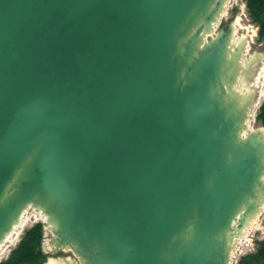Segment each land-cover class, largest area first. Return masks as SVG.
I'll return each instance as SVG.
<instances>
[{
  "label": "water",
  "instance_id": "1",
  "mask_svg": "<svg viewBox=\"0 0 264 264\" xmlns=\"http://www.w3.org/2000/svg\"><path fill=\"white\" fill-rule=\"evenodd\" d=\"M228 2L0 0V248L32 209L60 264H231L264 125Z\"/></svg>",
  "mask_w": 264,
  "mask_h": 264
},
{
  "label": "rangeland",
  "instance_id": "2",
  "mask_svg": "<svg viewBox=\"0 0 264 264\" xmlns=\"http://www.w3.org/2000/svg\"><path fill=\"white\" fill-rule=\"evenodd\" d=\"M231 22H233L234 24H236V22L239 23L238 29L235 28L236 34H234V39L236 37H242L244 35H248L247 29H250L251 31H255V34L254 35L252 34L253 36L250 35L251 43L249 44V48H248L249 49L248 53H250V55L254 53H261V54L264 53V38L260 39L259 27L257 24H255L252 21V19L249 16V13L247 11L246 0H229L219 28L226 26L227 24ZM261 75L263 76H261L260 85L262 86V90L264 94V79H263L264 70ZM250 81H253V80L251 79ZM263 100H264V96L261 102L258 104L252 116L249 118V125L251 129L261 126V123L257 120V115H258V111H259V108ZM30 212L33 213V210L30 209ZM38 222L43 223V219L32 218L30 222L27 223L26 229L30 228L31 226L35 225ZM253 222H256V224L252 226L253 229H250L248 231L246 238L244 237V239L240 241V244L237 247L236 252H234L233 258L231 260V264H238L243 257H245L246 255L250 253L255 252L257 248V241L264 238V210H262V212L256 217V219ZM44 231L45 233H44V240H43V252L48 256V259L45 263V264H48L50 262L49 259H54L55 256L49 253V239L52 233L48 231L45 228V226H44ZM24 232L21 234V236H19V238L17 239L14 245L8 244L6 248V253L2 256L3 258L0 260V263L5 261L9 257L11 252L17 247Z\"/></svg>",
  "mask_w": 264,
  "mask_h": 264
},
{
  "label": "trees",
  "instance_id": "3",
  "mask_svg": "<svg viewBox=\"0 0 264 264\" xmlns=\"http://www.w3.org/2000/svg\"><path fill=\"white\" fill-rule=\"evenodd\" d=\"M247 11L259 27V37L264 38V0H246ZM257 120L264 125V100ZM44 224L38 222L26 229L17 247L0 264H45L48 256L43 252ZM238 264H264V238L257 241L255 252L243 257Z\"/></svg>",
  "mask_w": 264,
  "mask_h": 264
},
{
  "label": "bare ground",
  "instance_id": "4",
  "mask_svg": "<svg viewBox=\"0 0 264 264\" xmlns=\"http://www.w3.org/2000/svg\"><path fill=\"white\" fill-rule=\"evenodd\" d=\"M238 24L239 23L236 22V24H235L236 29H238ZM247 33H248V35H244L242 37H236L234 39V43L236 45V44L241 43L242 41L245 42V48H244L243 59H242V66L245 67L248 63H251L255 59V57L260 58V59L258 58L259 62L254 66L255 71L251 74L253 81H246L245 78L242 76L240 79V83H239L240 84L239 86L244 90V92L250 91V90H252L254 92L255 101H254V107L251 110V116H252V114L254 113L258 104L261 102V100L263 99V96H264L262 86L260 85L261 84V76H263L261 74L264 70V53L260 54V56L255 55L256 53H254L252 55H250L248 53L249 44L251 43L250 37L255 34V31H251L250 29H247ZM235 34H236V32H235ZM32 218L45 219V216L42 213L36 212L34 210H33V213H31L30 210H28L24 214L20 224L18 226H16L14 232L11 233L7 237V239L5 240L3 245L1 246V248H0V260L3 258L2 256L6 253V248H7L8 244H11V245L15 244V242L17 241L19 236H21V234L26 229L27 223L30 222V220ZM255 224H256V222H253V224L250 226V228L244 232L243 236H241L240 238L237 239V245L235 248V252L237 250V247L240 244V241H242L244 239V237L246 238L248 231L250 229H253L252 226H254ZM48 264H60V262H55L53 260H50V262Z\"/></svg>",
  "mask_w": 264,
  "mask_h": 264
},
{
  "label": "flooded vegetation",
  "instance_id": "5",
  "mask_svg": "<svg viewBox=\"0 0 264 264\" xmlns=\"http://www.w3.org/2000/svg\"><path fill=\"white\" fill-rule=\"evenodd\" d=\"M250 54V53H249Z\"/></svg>",
  "mask_w": 264,
  "mask_h": 264
}]
</instances>
